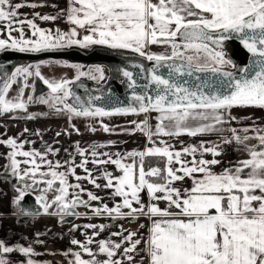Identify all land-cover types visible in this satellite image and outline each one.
Segmentation results:
<instances>
[{
    "label": "snow or ice",
    "instance_id": "1",
    "mask_svg": "<svg viewBox=\"0 0 264 264\" xmlns=\"http://www.w3.org/2000/svg\"><path fill=\"white\" fill-rule=\"evenodd\" d=\"M41 6L0 0V37H7L0 38V53L106 46L134 52L152 66L135 63L132 67L138 72L128 67L116 69L131 90L130 102L104 104L97 103L105 101L104 90L85 100L72 88L81 77L103 82L106 76L102 66L85 71L74 64L78 70L75 80H57L44 78L39 64L21 65L0 76V115L24 112L27 119H35L37 114L28 113V107L41 103L70 119L98 121L101 130L113 133L116 129L104 122L105 117L142 114L144 120L131 121V127L121 131L144 134L150 146L110 152L103 149L114 146L115 141L83 147L77 141L68 152L69 159L61 162L49 159L60 149L47 142L43 152L25 150V145L35 143L20 139L30 133L28 128L16 137L0 139V145L10 149L5 170L23 182L16 189V203L22 204L29 187L44 185L36 203L23 206L24 214H48L53 209L64 222L65 217L80 215L77 209L83 206L93 215L110 220L153 218L146 239L137 238V232L122 225L120 231L111 233L118 240L96 239L112 225L74 224L70 231L84 227L93 232L85 233L84 241L71 240L79 250L64 253L72 257L69 264H136L142 242L148 264H264V127L231 126L237 120L232 115L234 108L264 109V0H70L68 9L56 15L37 12L29 18L20 13L23 7ZM61 17L71 25L68 31L46 29L36 23L37 19L54 22ZM233 38L254 57L250 66L237 69L225 59L223 44ZM153 45L166 51L149 52ZM201 74H208V78ZM33 77L47 86V95L35 97V84L30 83ZM13 85H19L18 92L9 96ZM26 90L33 94L25 97ZM152 112L156 113L154 125L150 123ZM97 130L95 125L89 128ZM73 131L80 132L72 125L71 131L63 134ZM33 134L43 135L39 130ZM212 134L218 140L188 145L179 140L182 136ZM173 140H179V149ZM231 144L242 146L248 158L214 172V166L221 164L218 157L224 145ZM208 155L212 158H206ZM149 158L164 166L146 167ZM109 165L116 171H110ZM77 168L84 175L77 174ZM70 176L75 182H70ZM186 179L191 180V188L177 186ZM82 180L96 189L108 190L110 198L119 200L114 199L109 206L103 197L86 190ZM50 191L56 194L48 201ZM142 193L147 194V202ZM161 202L167 206L161 208ZM36 243L43 241L37 239ZM13 252L24 257L19 264H38L32 244L9 245L0 239V264H14L9 258Z\"/></svg>",
    "mask_w": 264,
    "mask_h": 264
},
{
    "label": "crops",
    "instance_id": "2",
    "mask_svg": "<svg viewBox=\"0 0 264 264\" xmlns=\"http://www.w3.org/2000/svg\"><path fill=\"white\" fill-rule=\"evenodd\" d=\"M14 1V0H13ZM19 1V0H16ZM54 4V7L51 8L49 4L45 6H41L40 8L44 9L43 12H39L41 15L43 14H51L56 15L61 10L68 9L70 5V0H46V3ZM35 8L26 7L22 9L21 14H26L29 18H31L36 11H33ZM36 23L46 29H60L62 31H68L71 25L67 22L65 17H61L56 21H41L39 19L36 20ZM25 32L30 35L27 27L25 28ZM15 34V33H14ZM83 34V33H82ZM7 38V37H0ZM150 51L153 50V46L149 48ZM148 50V51H149ZM150 115V123L155 124V116L156 113L152 112ZM232 115L237 117L236 121L232 122L233 127L243 128L246 126H259L264 127V109L259 107H245V108H234L232 110ZM134 116L137 121H142L145 119L144 115H128L127 117ZM126 116H113V117H105L104 122L110 121L112 119L120 120L125 118ZM106 120V121H105ZM6 120L0 119V139H6L7 137H16L18 134L22 133L21 131L13 130V127L8 129L4 124ZM122 129H116L113 133H106L104 131H81L79 134L76 132H71V135H65L66 131H71V128H63L56 129L55 132L62 133L59 137L52 134L49 139L46 141L48 145H54L60 149L59 155L54 157L53 161L59 160L61 162L68 160V152L73 151V144L77 141L80 142L81 146H86L88 144H107L109 141H115V145L103 149V151H131V150H143L145 147L150 146L144 134L140 132H135V134L125 133L121 131ZM252 133H250L251 135ZM23 137H20L22 139ZM182 140L185 145L199 143L201 140L205 141H216L218 140V136L216 134L206 135V136H198V137H189L182 136L179 138ZM179 140H173L172 143L175 144L176 148H180ZM3 147L0 145V160L3 155L2 151ZM45 149V144L43 147V151ZM67 149V152L65 151ZM26 150V149H25ZM206 158L211 159V155H208ZM221 160V164L214 166L213 171L216 173L222 172L225 168H230L236 166L237 162L243 159L248 158V155L245 151L242 150V146H238L237 144L224 145L223 154L218 157ZM77 162H79V157H77ZM2 166V161H0V170ZM88 167L91 169L93 165L89 164ZM110 171H116L115 167L112 165L108 166ZM63 170V169H61ZM77 174L84 175L83 171L80 168H77ZM119 174V173H116ZM86 190H91L95 194L100 197H103V202L109 204V206L113 205L114 199L116 201L119 198H110L108 190L96 189L93 185H91L87 180L80 181ZM103 183V181H99ZM181 189L191 188L192 182L189 179H186L182 183L177 184ZM4 185L0 180V239L5 240L9 245L19 244H32L36 253L34 259L38 261V264H69V260L72 259L71 256H66L64 253L69 249L74 251L79 250L76 246L71 244L72 239H77L80 241H84L86 239L85 233L91 235L93 230L86 229L84 227H80L77 230L70 231L73 228V225H63L58 226L54 220V216L45 215L41 217L35 225L29 227H22L16 224V222L10 216L11 213V200L3 197L1 194L3 193L2 189ZM142 198L147 202L148 197L146 193H142ZM93 206L97 205V202H92ZM165 202H161L160 207H166ZM127 211V210H125ZM175 211V209H173ZM152 217L149 216H140L139 219L131 220V219H121V220H110L106 216H95L92 214L90 209L88 208L87 216L85 217V224H75V225H87V224H111L112 226L106 228L103 232L100 233L99 237L96 239H108L111 237V233L120 231V226L122 225L125 230H131L138 233L137 238L144 237L145 239L150 234V228L152 224ZM143 225V227H141ZM37 234H41L37 236ZM126 234V233H125ZM37 239L42 240L43 243H36ZM113 240H118V237H111ZM95 250V245H93ZM10 260L17 264L19 261H23L24 257L17 253L13 252L10 254ZM85 258H88L85 256ZM103 259L104 257H99ZM143 258V264H148V260L146 258V244L142 242L139 245L137 254H136V264H140Z\"/></svg>",
    "mask_w": 264,
    "mask_h": 264
},
{
    "label": "water",
    "instance_id": "3",
    "mask_svg": "<svg viewBox=\"0 0 264 264\" xmlns=\"http://www.w3.org/2000/svg\"><path fill=\"white\" fill-rule=\"evenodd\" d=\"M223 51L225 59H230L237 66V69L250 66L254 59L252 54L248 52L237 38L225 41ZM47 61H61L72 65L79 64L85 71L97 65L102 66L106 76L103 82L93 81L88 77H81L79 81H75L72 88L74 92L85 100L88 96L100 95V90L102 89L104 90L106 99L97 103L104 104H116L118 101L123 104L130 102L131 90L127 87L126 79L116 69L128 67L129 70L138 72V69L132 67L135 63H144L146 67L152 66V62L144 60L143 57H139L134 52L110 49L106 46H93L91 48L71 46L41 53H20L8 50L7 52L0 53V76L4 73H11L16 67L21 65H36ZM201 75L205 79L208 78V74ZM38 82L41 84L40 79H38ZM138 82L144 83L143 80H139ZM35 203V197L29 195L19 205L23 207L24 205L31 206ZM21 212L24 214L23 211ZM27 217L25 216V218H21L19 221L22 223ZM75 218L76 216L70 217L65 220V223L73 222Z\"/></svg>",
    "mask_w": 264,
    "mask_h": 264
},
{
    "label": "rangeland",
    "instance_id": "4",
    "mask_svg": "<svg viewBox=\"0 0 264 264\" xmlns=\"http://www.w3.org/2000/svg\"><path fill=\"white\" fill-rule=\"evenodd\" d=\"M166 49L163 46L160 45H153V50L149 52L152 53H163ZM40 65V71L41 75L44 78L48 79H69L73 80L75 79L78 70L75 67H72L71 64H67L65 62L61 61H47V62H41L38 63ZM37 65V64H36ZM30 83H32V78L30 79ZM17 93L16 89H12L9 92V96H15ZM49 92H47L45 95H47ZM31 94L27 90L25 91V97L27 95ZM28 113H36L37 116L35 119H27L26 114L23 112H16V113H9V114H2L4 117L5 125L8 129L13 127V130L15 131H21L25 128H28L30 130V133L25 134L22 139H29L31 141H34V144H27L25 145L26 150H30L32 148H35L36 150H39L43 152V147L45 142L49 139V137L55 132L56 129H63V128H72V125H75L76 128H78L81 131H89V128L95 125L98 129V131H103L100 129L99 122L93 121V120H85L84 118H74L70 119L67 114H60L57 112H54L51 110L47 105L37 103L35 105L30 104L28 107ZM11 119L14 122H11ZM106 121V120H105ZM131 121H137L134 116L131 117H125L123 119L117 120L112 119L110 121H107L105 123L109 124L110 126L114 127L115 129H124L131 127L130 122ZM26 122H29L26 124ZM36 130H39L43 135L41 136L35 135ZM54 146V145H52ZM55 148H58L55 147ZM60 153H58L59 155ZM58 155L50 156L49 159H54V157H57ZM71 177V176H70ZM69 177V180H70ZM44 185L41 186L43 188ZM41 188L37 191L38 196H40ZM54 191H50L47 193V199L48 201H51L55 196ZM55 212V211H54ZM18 215V214H17Z\"/></svg>",
    "mask_w": 264,
    "mask_h": 264
},
{
    "label": "flooded vegetation",
    "instance_id": "5",
    "mask_svg": "<svg viewBox=\"0 0 264 264\" xmlns=\"http://www.w3.org/2000/svg\"><path fill=\"white\" fill-rule=\"evenodd\" d=\"M46 0H19L16 1L14 0V3H38L41 5H47L49 4L51 8L54 7V4L51 3L49 1V3L45 2ZM26 7H23L20 9V12L22 11V9H24ZM31 8V7H29ZM44 9L47 8H40V7H36L33 11L36 12H43ZM68 64V63H67ZM72 65V64H71ZM31 79V78H30ZM32 83L35 84V97H39L41 95H45L47 92H49V89L47 88L46 85L43 84V82L41 81V84H39L38 82V78L33 77L32 78ZM13 89H16V91L18 92L19 89V85H13ZM33 94V93H31ZM37 103H32V105H35ZM23 114V112H22ZM0 119L1 120H5L4 117L2 115H0ZM11 122H14L11 117H10ZM87 120L86 118L83 119V121ZM29 122H26V124H28ZM3 149V155L1 156V160L2 161V166H1V170H0V180L2 181L4 188L2 189L3 193L1 194L3 197L8 198L9 200H11V213L10 216L12 217V219L16 222L17 225L22 226V227H31L33 225L36 224V222L43 216L45 215H51L54 216V220L56 222V224L58 226H63V225H72V224H85V217L87 216L88 213V208L80 206L77 211L78 213H80V215L76 216L75 220L73 222L70 223H65L68 218L72 217V216H68L64 218V222H61L60 217L55 214L53 209L49 210L48 214H45L43 212L34 215V216H28L22 223L19 221L21 218H25V214H23L22 211V206L16 203V199L18 198V193H17V188L20 187L22 185V181L16 179V177H14L13 175L10 174V172H7L5 170V166L9 163V161L7 160V153L10 151V149L4 145H2ZM19 159H23L22 157H19ZM21 167H25V165H21ZM70 182H75L74 179L72 177H70ZM81 183V182H80ZM82 184V183H81ZM83 185V184H82ZM42 185L39 186V188H41ZM84 187V185H83ZM39 188H35L33 189L32 187H29L28 189V193L27 195L24 196L27 197L29 195H33L35 198L38 196L37 191L39 190ZM23 198V200H24ZM84 199H87V196L84 195L83 197ZM18 214V215H17ZM21 262V261H19ZM19 262L17 264H19Z\"/></svg>",
    "mask_w": 264,
    "mask_h": 264
},
{
    "label": "trees",
    "instance_id": "6",
    "mask_svg": "<svg viewBox=\"0 0 264 264\" xmlns=\"http://www.w3.org/2000/svg\"><path fill=\"white\" fill-rule=\"evenodd\" d=\"M149 164L152 165V166H157V164H159L160 167H163V166H164V165H163V162L158 161V160H156L155 158H149V159L147 160L145 166L147 167Z\"/></svg>",
    "mask_w": 264,
    "mask_h": 264
}]
</instances>
